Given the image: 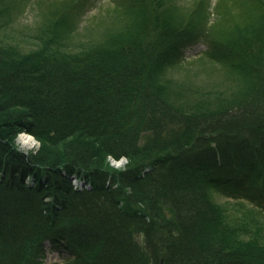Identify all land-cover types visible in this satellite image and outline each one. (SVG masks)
I'll use <instances>...</instances> for the list:
<instances>
[{"label":"trees","instance_id":"obj_1","mask_svg":"<svg viewBox=\"0 0 264 264\" xmlns=\"http://www.w3.org/2000/svg\"><path fill=\"white\" fill-rule=\"evenodd\" d=\"M127 1L0 0V264H264V0Z\"/></svg>","mask_w":264,"mask_h":264},{"label":"rangeland","instance_id":"obj_2","mask_svg":"<svg viewBox=\"0 0 264 264\" xmlns=\"http://www.w3.org/2000/svg\"><path fill=\"white\" fill-rule=\"evenodd\" d=\"M177 1L180 2L182 6L187 8V7H191V5L194 2H197L198 0H177ZM110 3L123 7L124 5L128 3V1L127 0H101V1L90 0V2L84 8H82L80 11L79 9L77 10L78 14H80V17H81L80 29L88 27L89 29H92L93 31H95L97 28L93 29V27H95L97 24L103 23L104 18H101V17L107 14V12L100 13V7L101 9L103 8L107 9L109 8L108 5ZM217 4H218L217 0H210V4L207 2L205 6L202 7L204 8L206 12H208L209 14L211 13L208 18L210 24L213 23L217 17L215 14L216 13L215 9H216ZM38 9L39 8L37 6H29L22 10L18 9L20 11L18 12L16 11L15 13H17L19 17L13 23V26L15 27L13 28V31L14 32L18 31V32H21V34H23L24 32H26L25 31L26 28L29 29L30 26H34L36 23H38L39 20L41 19L38 14ZM117 11L121 12V10L115 9V12ZM240 11L241 10H237V15L238 13H240ZM2 37H3V34H2ZM6 38L12 41L11 36L7 35ZM207 49H208V46L204 45L203 43H197V42L191 43V44L189 43L186 47H184L182 55H183L185 62L186 61L189 62L190 60L196 59L199 56H201L205 51H207ZM192 70L187 72V74L192 75V73H196V70H194L193 72ZM22 136H29L33 139L35 138L25 133H22L21 135L17 137L16 142L23 151L25 152L35 151L41 147V143L37 139H35L37 143L36 145L30 146V147L23 146L22 144H20V138ZM110 162H111V165L117 169L124 168L128 163L126 159H122L121 161H115L111 159ZM74 180L75 179L73 177V182H75ZM219 201H223V200L219 198ZM50 248H51L50 244L47 245L45 264H65V262H67L73 257L71 253L68 251L57 250V251L51 252Z\"/></svg>","mask_w":264,"mask_h":264},{"label":"bare ground","instance_id":"obj_3","mask_svg":"<svg viewBox=\"0 0 264 264\" xmlns=\"http://www.w3.org/2000/svg\"><path fill=\"white\" fill-rule=\"evenodd\" d=\"M20 144H22L25 147H30L36 145V140L29 137V136H22L20 138Z\"/></svg>","mask_w":264,"mask_h":264}]
</instances>
